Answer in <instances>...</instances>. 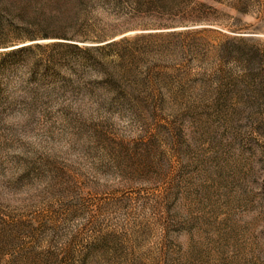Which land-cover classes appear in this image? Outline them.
<instances>
[{
  "label": "rangeland",
  "instance_id": "rangeland-1",
  "mask_svg": "<svg viewBox=\"0 0 264 264\" xmlns=\"http://www.w3.org/2000/svg\"><path fill=\"white\" fill-rule=\"evenodd\" d=\"M0 264H264V0H0Z\"/></svg>",
  "mask_w": 264,
  "mask_h": 264
}]
</instances>
